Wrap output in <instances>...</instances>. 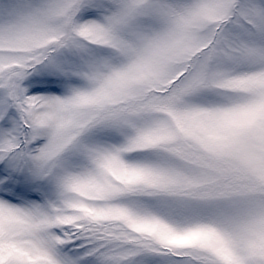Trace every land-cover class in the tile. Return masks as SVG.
<instances>
[{
    "label": "snow or ice",
    "instance_id": "6c2138e0",
    "mask_svg": "<svg viewBox=\"0 0 264 264\" xmlns=\"http://www.w3.org/2000/svg\"><path fill=\"white\" fill-rule=\"evenodd\" d=\"M0 264H264V0H0Z\"/></svg>",
    "mask_w": 264,
    "mask_h": 264
}]
</instances>
